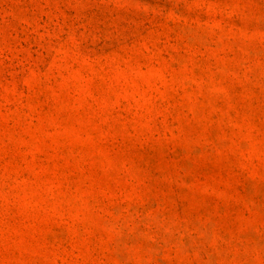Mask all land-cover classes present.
Masks as SVG:
<instances>
[{
	"label": "rangeland",
	"instance_id": "1",
	"mask_svg": "<svg viewBox=\"0 0 264 264\" xmlns=\"http://www.w3.org/2000/svg\"><path fill=\"white\" fill-rule=\"evenodd\" d=\"M0 264H264V0H0Z\"/></svg>",
	"mask_w": 264,
	"mask_h": 264
}]
</instances>
